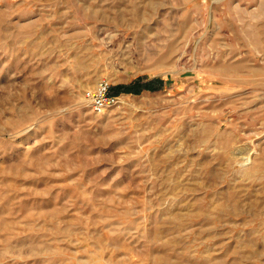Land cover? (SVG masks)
<instances>
[{"label":"rangeland","instance_id":"374dc122","mask_svg":"<svg viewBox=\"0 0 264 264\" xmlns=\"http://www.w3.org/2000/svg\"><path fill=\"white\" fill-rule=\"evenodd\" d=\"M0 264H264V0H0Z\"/></svg>","mask_w":264,"mask_h":264},{"label":"built area","instance_id":"2783aa9c","mask_svg":"<svg viewBox=\"0 0 264 264\" xmlns=\"http://www.w3.org/2000/svg\"><path fill=\"white\" fill-rule=\"evenodd\" d=\"M88 103L94 112L100 113L115 105L119 97L111 92V86L107 80L101 79L94 88L86 93Z\"/></svg>","mask_w":264,"mask_h":264},{"label":"trees","instance_id":"16d2710c","mask_svg":"<svg viewBox=\"0 0 264 264\" xmlns=\"http://www.w3.org/2000/svg\"><path fill=\"white\" fill-rule=\"evenodd\" d=\"M155 82L160 83V79L156 78V79L149 80L146 82L137 81V82L130 84V85H117L114 89L111 90V92L118 95L120 92L137 93V92L141 91L142 89L154 90V89H156Z\"/></svg>","mask_w":264,"mask_h":264}]
</instances>
